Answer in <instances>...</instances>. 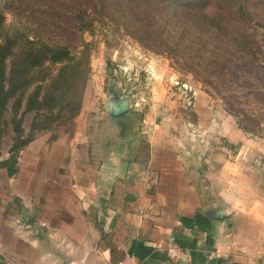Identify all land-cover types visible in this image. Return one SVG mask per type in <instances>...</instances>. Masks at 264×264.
<instances>
[{"label": "crops", "instance_id": "obj_1", "mask_svg": "<svg viewBox=\"0 0 264 264\" xmlns=\"http://www.w3.org/2000/svg\"><path fill=\"white\" fill-rule=\"evenodd\" d=\"M196 105L197 143L189 147L184 127L174 134L134 126L128 112L90 114L85 103L60 131L71 132L67 146L77 138L97 146L87 148L93 175H78V188L61 198L49 192L59 200L36 207L31 223L23 207L3 204L0 264H264V132L219 105ZM216 138L228 142V154L224 144L216 150ZM217 207L226 209L223 219L205 214Z\"/></svg>", "mask_w": 264, "mask_h": 264}, {"label": "rangeland", "instance_id": "obj_2", "mask_svg": "<svg viewBox=\"0 0 264 264\" xmlns=\"http://www.w3.org/2000/svg\"><path fill=\"white\" fill-rule=\"evenodd\" d=\"M102 4L98 2L101 11L92 29L81 33L77 29L80 24L71 20L68 5L58 0H0L6 31L68 46L79 52L82 62L76 89L68 101L59 102L50 113L43 108L42 117H36L35 110L24 115V135L34 139L20 151L17 172L10 175L6 168H0V211L3 204L23 207L24 222L33 221L36 207L47 209L50 202L59 200L50 201L49 192L61 198V191L78 188V175H93L95 167L88 161L87 148L95 153L97 146L83 147L85 142L80 138L67 146L65 136L71 132L60 131L78 116L85 103L90 114L108 115L107 102L114 94L128 96L131 108L125 117L130 123L162 125L174 134L184 127L189 147L197 143L191 137L197 122L196 101L204 109L219 105L253 132H264V0H244L241 16L229 7L228 19L233 21L241 44L229 36L228 44L216 40L194 28V23L178 24L162 12L149 11L146 16L138 3L133 4L138 12L131 19L119 14L116 5ZM165 12L172 13L168 8ZM60 66L56 64L53 71ZM26 99L25 95L17 115L25 109ZM13 102H9L8 120L13 116ZM208 102L215 106L209 107ZM47 116L50 119L46 122ZM107 120L106 126L114 127L115 121L109 116ZM38 122L45 124L33 129ZM15 139L10 121L1 141L2 159L10 155ZM214 142L217 151L224 152L221 146H227L228 154V142L218 138ZM201 150L206 151L205 146ZM198 151L200 148L194 150V156ZM71 201L80 206L81 199L69 197ZM41 217L49 220L46 213ZM96 247L92 246V251Z\"/></svg>", "mask_w": 264, "mask_h": 264}, {"label": "trees", "instance_id": "obj_3", "mask_svg": "<svg viewBox=\"0 0 264 264\" xmlns=\"http://www.w3.org/2000/svg\"><path fill=\"white\" fill-rule=\"evenodd\" d=\"M62 5L67 4L70 10L71 20L80 24L77 28L81 33L91 30L101 11L98 2L116 5L119 14L127 19L138 11L133 4L138 3L146 16L151 12H162V15L180 22L194 23V28L205 35L228 44V36L240 43V38L235 33L231 20L228 19V11L235 8V14L242 15L244 0H58ZM109 6V5H108ZM212 6V10L209 7ZM230 7V8H229ZM165 8L172 13L165 12ZM239 16V17H240ZM172 19V18H171ZM175 24V22H174ZM76 24H74L75 26ZM76 28V27H75ZM241 44V43H240ZM79 52L68 46L50 44L31 37L19 31H6L4 18L0 11V168H6L8 174L14 175L18 168V156L20 151L34 139L33 136L25 137L23 117L27 112L36 111V117H42V109L50 111L59 102L68 101L69 95L76 89V80L82 64ZM61 63L54 72L53 67ZM33 91L28 95L31 88ZM46 88L45 94L43 89ZM26 99V107L18 112L22 106L23 98ZM14 99L12 118H6L9 102ZM47 115V114H46ZM49 116L44 119L46 122ZM13 124L16 139L10 147V155L2 159L1 141L9 122ZM44 123L33 124L37 129Z\"/></svg>", "mask_w": 264, "mask_h": 264}, {"label": "water", "instance_id": "obj_4", "mask_svg": "<svg viewBox=\"0 0 264 264\" xmlns=\"http://www.w3.org/2000/svg\"><path fill=\"white\" fill-rule=\"evenodd\" d=\"M108 113L113 116H119L128 112L131 108L130 98L128 96L121 97L119 94H114L107 102ZM205 214L211 218L223 219L227 215L224 207L210 209Z\"/></svg>", "mask_w": 264, "mask_h": 264}]
</instances>
